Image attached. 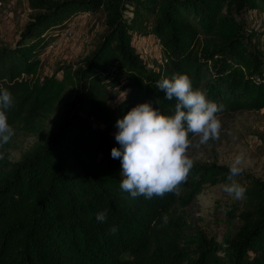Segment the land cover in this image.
<instances>
[{"label":"trees","instance_id":"trees-1","mask_svg":"<svg viewBox=\"0 0 264 264\" xmlns=\"http://www.w3.org/2000/svg\"><path fill=\"white\" fill-rule=\"evenodd\" d=\"M26 1L34 14L19 40L0 48V91L14 100L9 125L40 137L16 162L4 153L9 143L0 147V264H264L262 181L235 178L246 185V207L238 229L218 242L185 213L204 188L228 181V167L193 165L179 196L132 198L120 188V159L111 157L120 148L116 122L133 107L175 114L176 99L157 88L174 74L222 104L217 115L264 109L263 25L245 18L264 15V0ZM98 13L106 31L93 51L60 76L40 78L53 34ZM134 34L156 38L164 62L148 67Z\"/></svg>","mask_w":264,"mask_h":264},{"label":"rangeland","instance_id":"rangeland-1","mask_svg":"<svg viewBox=\"0 0 264 264\" xmlns=\"http://www.w3.org/2000/svg\"><path fill=\"white\" fill-rule=\"evenodd\" d=\"M33 14L26 0H0V48L11 47L19 40ZM245 18L263 25L264 30L263 14L250 12ZM71 23L70 38H66L64 32L53 34L52 42L55 47L43 58L39 69L40 78L54 74L60 76L58 71L61 67L79 64L93 51L100 36L106 31L103 13L77 15ZM133 45L148 67L161 63L160 48L154 43L152 36L134 34ZM258 47L264 53V38L259 39ZM58 112L56 110L43 120L44 131L54 123ZM218 118L222 123L218 140H209L207 144L201 145L199 137L191 138L192 145L188 155L193 159L194 165L215 164L229 168L235 157L242 155L243 173L264 183V109L242 110L218 115ZM13 129L15 134L4 153L10 161L16 162L39 141L40 134H30L16 127ZM236 181L246 188L244 182ZM226 183L229 182L204 188L185 213L192 227L218 242L222 240L224 233L238 229L239 215L246 207L245 198L236 200L223 191Z\"/></svg>","mask_w":264,"mask_h":264},{"label":"clouds","instance_id":"clouds-1","mask_svg":"<svg viewBox=\"0 0 264 264\" xmlns=\"http://www.w3.org/2000/svg\"><path fill=\"white\" fill-rule=\"evenodd\" d=\"M157 88L167 100L176 99L173 116L162 115L150 103H142L116 122L115 140L120 148H112L111 157L120 159V188L132 198H162L166 193L179 196L180 186L187 182L194 165L188 155L192 145L189 135L199 137L201 145L220 138L222 123L217 114L224 106L208 100L203 91L194 89L186 74L162 78ZM13 105L12 94L7 89L0 91V147L9 143L15 134L6 115ZM242 164V155H237L229 165V183L223 185V191L236 200H243L247 191L235 179L244 171ZM106 217V210L96 214L101 223ZM162 219L166 225L168 217L165 215ZM116 231V227L110 229L113 234Z\"/></svg>","mask_w":264,"mask_h":264},{"label":"built area","instance_id":"built-area-1","mask_svg":"<svg viewBox=\"0 0 264 264\" xmlns=\"http://www.w3.org/2000/svg\"><path fill=\"white\" fill-rule=\"evenodd\" d=\"M64 35H65L66 38H70L72 36L71 28L67 29L64 32ZM153 41H154L155 44L159 45V41L156 38L153 37ZM54 47H55V43L54 42H52L50 45H48L46 52L43 54V58L46 57L48 55V53L54 49ZM160 62L161 63L164 62L162 60V58H160Z\"/></svg>","mask_w":264,"mask_h":264}]
</instances>
